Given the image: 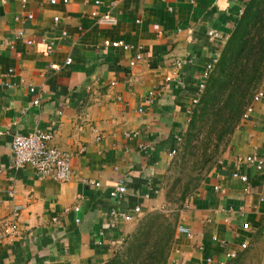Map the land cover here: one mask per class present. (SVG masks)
I'll return each instance as SVG.
<instances>
[{
	"label": "crops",
	"instance_id": "crops-1",
	"mask_svg": "<svg viewBox=\"0 0 264 264\" xmlns=\"http://www.w3.org/2000/svg\"><path fill=\"white\" fill-rule=\"evenodd\" d=\"M50 1L0 0V264H105L160 205L165 172L212 73L206 78V68H215L249 0ZM94 10L116 22H99ZM28 13L34 18L25 20ZM19 30L24 38L11 46ZM260 92L229 150L188 197L169 264H226L230 253L264 264V169L240 160L264 159V82ZM37 127L71 154L69 181L14 167V136ZM121 179L127 193L117 201L110 193ZM16 206L18 234L4 239Z\"/></svg>",
	"mask_w": 264,
	"mask_h": 264
},
{
	"label": "trees",
	"instance_id": "trees-1",
	"mask_svg": "<svg viewBox=\"0 0 264 264\" xmlns=\"http://www.w3.org/2000/svg\"><path fill=\"white\" fill-rule=\"evenodd\" d=\"M263 82L264 0H249L207 80L189 125L186 149L191 145L192 136L198 137L201 124L207 129L204 137L207 159L203 169L213 164L218 152L223 156L229 150L231 140ZM195 129L196 134L193 133ZM213 142L216 149L208 154L207 149ZM200 183L198 181L194 187L186 186L183 197L188 199V194H193ZM175 216L172 219L161 211L145 213L140 226L126 236V246L121 251L116 250L105 264H169L179 222L178 215ZM226 264H243V259H231Z\"/></svg>",
	"mask_w": 264,
	"mask_h": 264
},
{
	"label": "built area",
	"instance_id": "built-area-1",
	"mask_svg": "<svg viewBox=\"0 0 264 264\" xmlns=\"http://www.w3.org/2000/svg\"><path fill=\"white\" fill-rule=\"evenodd\" d=\"M24 6L26 4V0H22ZM52 4L58 3L57 0H51ZM63 3H68L69 0H62ZM96 5L100 4V1H95ZM92 16L98 18L99 22H105L109 24H114L116 22L115 18L112 17L110 14H100L97 10L92 11ZM16 20L20 19V16L15 17ZM34 16L32 13H28L25 15V20H31ZM55 21L59 20V17L54 18ZM24 31L19 30L13 37V39L9 42L11 46L24 38ZM211 35L215 33L211 32ZM28 43H32V41H28ZM106 46H110L113 48H120L125 51H129L134 48V45L128 43L124 40H112L106 39L104 41ZM142 58V54L139 53L136 56V59L131 62V65L134 66L136 61ZM72 62L71 58H68L66 64H70ZM180 64V63H178ZM51 67L53 69L59 70L60 67L57 64H52ZM214 68V63L208 64L206 68L205 76L206 78L212 72ZM205 88V83H202L200 89L203 90ZM34 88H31V91H34ZM263 96L262 92H258L255 95L254 101H259L260 98ZM199 100V95L196 99H194V103L197 104ZM253 101V102H254ZM39 101L36 100L35 104H38ZM252 110V105L247 109V112ZM53 134L51 132L45 131L40 127H37L34 131L27 135H16L14 136L12 142V152L14 158V167L16 169H22L27 165H31L35 168L36 173L39 177L47 178L52 177L61 182H67L72 178V156L69 153H66L56 147L50 146L49 141L52 139ZM241 161L245 160L248 163L254 164L259 170L264 169V159L258 158L254 155H249L245 158H241ZM234 176L239 177L243 181H247V177L244 175H239L235 173ZM127 193V185L125 180L121 179L115 188L111 191L110 195L112 198L120 201L125 197ZM22 207L16 206L13 209L11 218L4 223L3 226V234L1 235L4 239H12L17 236L19 231L18 221L17 218L20 214ZM76 211H79V207L75 208ZM114 215L123 218L124 220H130L131 217L128 214L120 213L117 211L112 212ZM56 221L57 218H54ZM244 228H248L249 224L246 223L243 225ZM178 231L182 233L190 234L188 228L184 226H179ZM247 244H242V248H246ZM230 259H234L237 257L236 253L228 254Z\"/></svg>",
	"mask_w": 264,
	"mask_h": 264
},
{
	"label": "rangeland",
	"instance_id": "rangeland-1",
	"mask_svg": "<svg viewBox=\"0 0 264 264\" xmlns=\"http://www.w3.org/2000/svg\"><path fill=\"white\" fill-rule=\"evenodd\" d=\"M205 89L206 87L201 93V97ZM201 97L197 103V106L200 104ZM200 127H202V129H199ZM200 127L198 128V137L197 135H193L191 138V145L186 149L187 133L190 130V127L188 128V131L186 132L181 144L180 150L177 152L169 168L165 172L163 193L161 196L160 205L152 212L161 211L172 219H175V215H178V217L180 218L181 212L186 206L185 204L187 198L185 199L183 197V191L185 190L186 186L194 187L195 184L198 181H202L204 176L220 161L222 155L221 152H218L214 157L213 164H208L206 165V167H204V169L202 168L204 161L207 159V153L204 154V137L206 135L207 129H205L202 124ZM202 130L204 131V134L201 133ZM193 133L196 134L197 129H195ZM215 149V142H213L207 149L208 154H210L211 151H215ZM210 166L211 169L209 170ZM189 194L191 195L192 193ZM189 194L188 196H190ZM139 222L136 223L134 229L136 226H140L141 223L139 224ZM126 244L127 242H125L124 240V242L117 248V250L121 251L126 246ZM243 264H259V260L255 257L244 256Z\"/></svg>",
	"mask_w": 264,
	"mask_h": 264
}]
</instances>
